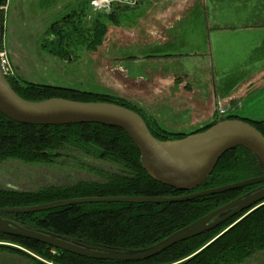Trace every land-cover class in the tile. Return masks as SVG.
<instances>
[{"label":"trees","instance_id":"1","mask_svg":"<svg viewBox=\"0 0 264 264\" xmlns=\"http://www.w3.org/2000/svg\"><path fill=\"white\" fill-rule=\"evenodd\" d=\"M7 2L8 0H0L1 7L6 6ZM84 9L71 17L72 27L76 28L73 33L61 28L55 31L58 37L56 44L45 45L42 41L41 48L49 49L52 56L61 60L68 59L74 49L96 51L100 48L107 33V27L100 18L96 19L94 27L88 32L92 40L88 41L87 46L81 43L75 47L72 44V40L76 43V38L80 41L83 37L78 35L79 28L74 20L82 21L85 17ZM116 16V13L107 15L114 22ZM8 82L26 101L65 99L84 103H109L128 108L141 115L152 135L163 142L189 136L160 128L155 120L150 119L135 105L109 95L34 85L24 81L23 84L19 81L16 85L10 79ZM226 120L243 121L229 116L214 121L195 134L205 132L219 121ZM244 122L264 136V122ZM70 154L82 156L80 161L87 157L103 165L101 168H89L82 162L77 163L100 176L102 182L80 181L69 185L40 187L31 192L0 189V209L35 207L84 198L182 197L262 176L256 158L246 149L237 148L220 159L212 175L200 188L189 193L179 192L149 177L142 167L140 152L121 129L94 124L28 126L14 123L0 115V164L17 161L30 166H58L65 165L66 156ZM255 188L257 186L175 204H84L33 214H4L3 218L90 246L140 250L158 244ZM246 213L140 263L84 259L32 240L1 233L0 242L21 246L29 253L6 245H0V251L19 255L32 264H244L253 256L264 254V205L245 216Z\"/></svg>","mask_w":264,"mask_h":264},{"label":"rangeland","instance_id":"2","mask_svg":"<svg viewBox=\"0 0 264 264\" xmlns=\"http://www.w3.org/2000/svg\"><path fill=\"white\" fill-rule=\"evenodd\" d=\"M113 1L108 10L95 11L89 5L90 0H56L55 4L42 0H8L9 10L7 12L6 6H3L2 16L4 51L7 55L10 53L16 72V76L10 80L16 85L24 81L118 98V93L126 85H119L114 75L101 74V61L110 57L117 59L113 61L116 63L114 69L121 67L132 78H148L147 72L150 70L156 73L183 70L185 75H189L191 86L200 89L204 101L202 106L209 107L215 98L212 91H215L219 107L226 116L264 122V0ZM81 8H86L85 17L82 18L84 29H78L77 33L83 37L80 41L76 38V43L72 40L75 47L81 43L87 46L88 41L92 40L88 32L98 18L117 33L111 34L106 48L100 50L101 55L80 48L71 52V61H58L48 53L49 49L41 48V41L54 22L64 18L69 11ZM113 11L117 13L115 23L105 20L107 14ZM75 29L70 27L65 30L73 33ZM119 31L134 33L132 35L135 36L122 34L125 37L122 40L117 35ZM144 36L146 38L141 41L139 38ZM154 55H170L171 59H161L165 62L159 66L153 65V61L139 62L141 58ZM117 62L121 64L117 65ZM148 75H151V71ZM254 76L257 81L248 89V83ZM222 92L223 96L230 94L227 98L235 96L236 102L230 103L226 101L228 99L220 97ZM129 96L133 98L135 94ZM135 97L137 99L133 102L149 104L146 95ZM153 106L158 109L155 113L161 118V124L171 126L172 131L191 134L205 125L202 123L193 128L190 123L186 129H176L174 126L178 128L181 122L184 123L183 115L189 114L181 112L177 105L165 110L159 105ZM212 109L205 112L209 114ZM81 157L70 154L66 156V164L58 166H30L17 161L0 164V189L31 192L40 187L80 181L102 182L100 176L77 163L82 162L89 168L104 166L87 157L80 161ZM263 205L256 206L245 216ZM0 245L29 253L18 245L5 242H0ZM0 264L32 263L19 255L0 251ZM244 264H264V254L253 256Z\"/></svg>","mask_w":264,"mask_h":264},{"label":"water","instance_id":"3","mask_svg":"<svg viewBox=\"0 0 264 264\" xmlns=\"http://www.w3.org/2000/svg\"><path fill=\"white\" fill-rule=\"evenodd\" d=\"M0 5V51L3 39ZM0 115L28 126L64 127L94 124L124 131L140 152L142 167L157 183L179 192H194L212 175L220 159L229 151L244 148L257 160L262 176L182 197H108L61 201L25 208L0 209V233L32 240L84 259L118 263H140L172 247L202 236L227 221L264 203V136L240 120L220 122L205 132L176 141L156 139L138 113L109 103H84L65 99L31 102L22 99L3 75L0 61ZM258 186L149 248L113 250L90 246L61 235L22 225L3 218L4 214H33L84 204H175L193 201L243 188Z\"/></svg>","mask_w":264,"mask_h":264},{"label":"crops","instance_id":"4","mask_svg":"<svg viewBox=\"0 0 264 264\" xmlns=\"http://www.w3.org/2000/svg\"><path fill=\"white\" fill-rule=\"evenodd\" d=\"M7 5H8V2H7ZM83 9L84 8H82V10ZM8 10H9V7L7 9V6H6V11L8 12ZM85 10H86V8H85ZM112 14H115V12L113 11L108 16H111ZM105 20H108L111 23H115L109 17H107V19H105ZM106 27H107V25H106ZM263 28H264V25H263ZM112 33L115 34V33H117V31H115L114 29H110V27L109 28L107 27V33H106V36L104 38V43L99 48V50L95 51L96 55H98V54L101 55V51L104 48H106V43L109 40V37L111 36ZM122 34H126V36H130L134 33L119 31V33L117 35L119 36L120 39L124 40L125 37ZM141 34H143V33L141 32ZM133 36H135V35H132V37ZM145 38H146V36L139 38V39H141V41H143ZM163 38H165V37H163ZM153 39L156 40V43H160L159 40H157L155 38H153ZM9 56H10V53H9ZM170 57H171L170 55H164V56L154 55V56H148L146 58H141V60L139 62L153 61V63H152L153 65L159 66L162 62H165V61H162L161 59H165L166 61H168V58L171 59ZM55 59L58 61H61L57 58H55ZM114 60H117V59H112L110 57H107L101 61L103 64V66L101 67L102 68L101 74L102 75H114L115 77L118 78L119 85H126V87H123L124 89L122 90V92L118 93V95L120 96L118 98H120L122 100L129 101L130 103H132L133 105H135L139 109H142V107H143V109H142L143 112L150 119L155 120L160 128H162L168 132H172V133L185 134L183 132L172 131L171 126L165 127L163 124H161V121H160L161 118H159L155 113V111L158 109L154 108L153 105H155V106L159 105V107H164V110L166 109V107L177 105V106H179V108H181V112H183V113L186 112L187 114L190 115L189 116V115L184 114L183 115V118L185 119L184 123L181 122L179 124L178 128L176 126H174V128H176V129L180 130V129H182V127H184L186 129L187 127H189L190 123H191V126L193 128H195L198 125L199 126L202 125V123H205L204 126H201L198 130L192 132L191 134L203 129L204 127H206L207 125H209L213 121L215 111H216L217 107L219 106V99H217V96H216L217 92L212 91V95L215 94L214 95L215 98H214L213 102L211 104H209V107L202 106V103L204 101H203V98L201 97L200 89H195L193 86H191V84H190L191 80L189 78V75H185L183 70L178 71L176 73L163 72V71H159L156 73V72H153V70H150L151 75H148V72H150V71L147 72V76H149L148 78H143V77L132 78L131 75L128 73V71L122 70L121 67L118 68L117 70L114 69L113 66H114V64H116L113 62ZM62 62H64V61H62ZM11 63H12V61H11ZM119 64H121V63L117 62V65H119ZM13 67L15 68L14 64H13ZM119 73H121V74H119ZM251 78H250L251 81H249V83H248V89L252 85H254L257 81V79H254V78H256L255 76L251 77ZM233 91H235V90H233ZM130 94H135V96L146 95V98H147L146 102H148L149 104L142 103V105H141V104H137V103L133 102L137 98L135 96L133 98H131L129 96ZM229 95L223 96V92H222V95H220V97L228 99L226 101H228L230 103L232 101L236 102V101H234L235 96H231V97L227 98V96H229ZM159 103H162V104H159ZM212 107L214 108V112H213ZM209 109H212V112L207 114L205 111L209 112ZM188 135H190V134H188Z\"/></svg>","mask_w":264,"mask_h":264},{"label":"flooded vegetation","instance_id":"5","mask_svg":"<svg viewBox=\"0 0 264 264\" xmlns=\"http://www.w3.org/2000/svg\"><path fill=\"white\" fill-rule=\"evenodd\" d=\"M42 2H51V4L52 3H56V0H42ZM78 10H71V11H69L68 12V14L67 15H65L64 16V18H62V19H60V20H58V21H56V22H54L51 26H50V28L48 29V31H46V33H45V38L44 39H42V41H44V44L45 45H49V44H51V43H55L56 41H57V36L55 35V31H57V30H59V29H61V28H64V29H66V28H70V27H72V23H73V19L71 18V17H73V15H75V13L77 12ZM74 22H75V25H76V27L77 28H79V29H84V23H83V21H76V20H74ZM41 41V42H42ZM103 43H104V41H103ZM56 44V43H55ZM103 45V44H102ZM97 50H99V48L97 49ZM96 50V51H97ZM91 52H95V51H91ZM49 53V52H48ZM51 55V54H50ZM52 56V55H51ZM72 60V57H69L68 59H65V60H62V61H64L65 63L66 62H68V61H71ZM116 98V97H115ZM118 99H120V98H118ZM126 101V100H125ZM127 102H129V101H127ZM130 103V102H129ZM130 104H132V103H130ZM133 105V104H132ZM217 108H219V106L217 107ZM142 110V109H141ZM143 111V110H142ZM216 115H217V109H216V111H215V115H214V117H216Z\"/></svg>","mask_w":264,"mask_h":264},{"label":"built area","instance_id":"6","mask_svg":"<svg viewBox=\"0 0 264 264\" xmlns=\"http://www.w3.org/2000/svg\"><path fill=\"white\" fill-rule=\"evenodd\" d=\"M92 5L95 9H104L106 6L109 5V3H108V0H94ZM6 56L8 55L5 51H3L0 54L1 68H2L4 76L6 78H11V77H14V70L8 60V57Z\"/></svg>","mask_w":264,"mask_h":264}]
</instances>
